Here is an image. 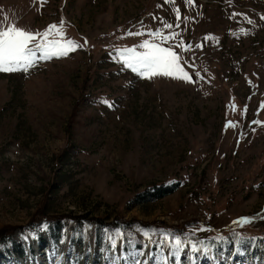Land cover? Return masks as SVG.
<instances>
[{"label": "rangeland", "instance_id": "rangeland-1", "mask_svg": "<svg viewBox=\"0 0 264 264\" xmlns=\"http://www.w3.org/2000/svg\"><path fill=\"white\" fill-rule=\"evenodd\" d=\"M13 26L35 56L0 71V264H264V0H0ZM145 42L179 70L129 68Z\"/></svg>", "mask_w": 264, "mask_h": 264}, {"label": "snow or ice", "instance_id": "snow-or-ice-1", "mask_svg": "<svg viewBox=\"0 0 264 264\" xmlns=\"http://www.w3.org/2000/svg\"><path fill=\"white\" fill-rule=\"evenodd\" d=\"M191 2V0H189ZM172 27L171 25H166ZM53 28L55 26H52ZM132 33H130L131 35ZM47 36L48 33H45ZM173 37H165V39H171ZM33 39V35L18 29L15 26L9 30L0 32V71L12 72L23 70L27 71L29 67L33 66L35 53L28 47L29 42ZM76 42H68L67 45H54L50 44L47 47H43L45 57L49 56H64L68 54V50L80 47ZM142 47L149 48V51L144 53H136L132 50V54L126 59L127 66L134 71H140L144 69L152 72L156 75L173 76L177 70H179V64L177 63V56L168 48L159 47L156 45H149L145 42ZM58 49V50H56ZM145 73L141 71V75ZM182 79L190 80L187 73L181 77ZM264 107V105H262ZM229 126H232L231 124ZM245 222H251L245 218ZM119 235V234H118ZM180 245V241H176L177 248Z\"/></svg>", "mask_w": 264, "mask_h": 264}, {"label": "trees", "instance_id": "trees-1", "mask_svg": "<svg viewBox=\"0 0 264 264\" xmlns=\"http://www.w3.org/2000/svg\"><path fill=\"white\" fill-rule=\"evenodd\" d=\"M176 186L175 185H170V184H161V185H156L153 188L139 193L135 199V201L137 203H143L146 202L148 200H152V199H157V198H162L166 195L171 194L172 192H174L176 190ZM59 230H61V227H59ZM61 231H59L60 234ZM57 238L59 237V235L56 233Z\"/></svg>", "mask_w": 264, "mask_h": 264}, {"label": "bare ground", "instance_id": "bare-ground-1", "mask_svg": "<svg viewBox=\"0 0 264 264\" xmlns=\"http://www.w3.org/2000/svg\"><path fill=\"white\" fill-rule=\"evenodd\" d=\"M66 234V241L64 242V244L66 245L67 244V241H68V235H69V233H65ZM50 264H55V261L54 262H51Z\"/></svg>", "mask_w": 264, "mask_h": 264}]
</instances>
